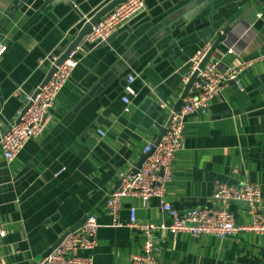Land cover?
Listing matches in <instances>:
<instances>
[{
	"label": "crops",
	"instance_id": "1",
	"mask_svg": "<svg viewBox=\"0 0 264 264\" xmlns=\"http://www.w3.org/2000/svg\"><path fill=\"white\" fill-rule=\"evenodd\" d=\"M83 1L87 14L101 2ZM73 2L0 0V139L17 120L24 95L44 78L46 69L36 67L41 55L56 48L62 28L76 24ZM150 11L144 4L105 45H80L78 66L44 131L10 162L0 148L2 264H32L90 213L99 222L97 245L81 254L93 264H129L143 240L126 225L130 209L141 222L169 224L162 202L178 211L217 208V182L256 183L264 199V0H153ZM229 25L215 50L232 48L224 62L245 65L241 88L228 82L205 111L186 117L162 199L123 197L114 219L105 201L119 175L134 171L146 145L156 142L184 87L190 57ZM129 75L134 94L125 91ZM164 102L169 106L161 107ZM228 208L237 224L251 222L246 202ZM155 243L165 264H264V233L195 237L160 228Z\"/></svg>",
	"mask_w": 264,
	"mask_h": 264
},
{
	"label": "built area",
	"instance_id": "2",
	"mask_svg": "<svg viewBox=\"0 0 264 264\" xmlns=\"http://www.w3.org/2000/svg\"><path fill=\"white\" fill-rule=\"evenodd\" d=\"M144 9V0H126L111 11L106 13L92 26L86 35L90 43L105 41L122 25L137 16ZM212 47L211 42H206L189 59L188 68L181 80L185 85L194 76L187 95L182 99L179 109L170 107V112L164 124L165 132L148 157L141 163L136 171H126L119 175L118 186L109 193L105 201L108 213L116 219L121 199L123 197H138L147 200L151 197H163L167 183L171 178V164L175 152L180 149L183 128L188 115L197 111H205L211 101L222 88L230 81L239 88L238 77L245 67L244 64H226L225 54H232L228 48L225 54L213 50L203 65L202 62ZM3 45L0 43V52ZM82 49L77 46L65 59L56 66L47 84L39 88L37 93L25 94L24 105L29 104L26 110L18 116L0 139L2 158L10 162L31 138L38 137L53 118L50 108L63 86L69 81L70 74L79 63L77 54ZM83 51V50H82ZM51 62L54 57L49 55ZM132 76L125 79V91L134 94L130 86ZM123 102H128V97H122ZM164 102L161 107L167 106ZM169 106V105H168ZM98 133L103 137L102 130ZM153 144H147L144 152L151 150ZM212 197L217 203V208L193 207L189 210L178 211L171 204L162 202L161 210L169 214V224H156L154 222H141L137 220L134 209H130L129 220L126 225L139 231L143 235L141 251L131 254L129 264H165L158 258V248L155 243V232L166 228L172 233L186 232L192 236L201 234L225 237L242 231L264 233V199L260 186L256 183L244 181L237 186L216 183L213 187ZM233 201H244L248 205L251 222L237 224L235 214L229 210L228 205ZM97 217L90 213L84 221L74 230L67 233L58 245L51 248L32 264H93L90 256H83L81 251H91L97 245ZM5 235V230L0 224V242ZM0 264L1 260H0ZM175 264V263H168Z\"/></svg>",
	"mask_w": 264,
	"mask_h": 264
},
{
	"label": "water",
	"instance_id": "3",
	"mask_svg": "<svg viewBox=\"0 0 264 264\" xmlns=\"http://www.w3.org/2000/svg\"><path fill=\"white\" fill-rule=\"evenodd\" d=\"M125 1L126 0H101V2L96 6V8L92 12L87 14V13H85L86 9H85V7L83 5L84 1L83 0H74L73 5L76 6L75 12L77 13L76 24L72 25L71 28H66V29L62 28L61 31L58 33V35L55 37V40H58L57 43H56V48H53L52 50H48L47 52H45L44 54L41 55L40 62L37 64L36 67L37 68L38 67L44 68V69H46V71H45L44 78H43L42 82L40 83L38 88L36 90H34L32 95L37 93L39 88H41L45 84H47V82L49 81L51 75L56 70V66L59 65L65 59V57L72 50H74L77 46L82 45V46H84V47H86L88 49H91L93 47H97V46H101V45H105L106 44V40L108 41L110 36L105 41H96V42L90 43V42H88L86 40V35L90 32L92 26L95 25L99 21V19L101 17H103L106 13H108L113 8H115L117 5H119L120 3H123ZM160 1H162V0H160ZM170 1H171V3H175L176 2V0H170ZM152 2H153V0H144L145 8H148L149 11H150V6H151ZM150 13H151V11H150ZM142 15H145V13L142 14ZM229 31H230V25L227 26L226 29L222 33H219V34L217 33V39L214 41V43H212V47H211L210 51L208 52V54L205 56V58H204V60H203L201 65H203L205 63V61L209 58L211 52L216 49L217 45L222 40H224L226 38V34ZM109 47L110 46H108V48ZM49 55L54 57L55 60H54L53 63L51 62V60L49 58ZM75 68H74V70H75ZM134 69H136V68H134ZM73 71L70 74V78H71V76L73 74ZM183 74H185V72L182 73V75ZM193 78H194V76H192L189 79V81L184 85V87L182 89V92L180 94V97H179V99L177 100V102L174 105V110H177V109L180 108V106L182 104V99L187 95L188 90H189V88L191 86V83L193 81ZM28 105L29 104H26V105L23 106V108L21 110V114L26 110ZM17 120H18V118H17ZM164 132H165V127L163 126L160 129L159 135L157 136V140L152 145L151 150L148 151V152H144L139 157L138 161L136 162V164L134 166V171H136L140 167L141 163L153 151L154 147L157 145V143L159 142V140L162 137V135L164 134ZM84 219L79 224H76L75 226L70 228L67 232H65L57 240V242L52 246V248L55 247L56 245H58L59 242L62 240V238L67 233H69L70 231H72L75 228H77L84 221ZM50 250H51V248L47 252H49Z\"/></svg>",
	"mask_w": 264,
	"mask_h": 264
}]
</instances>
